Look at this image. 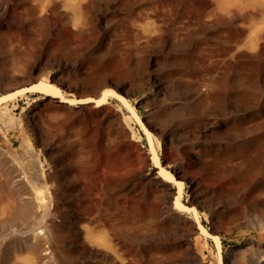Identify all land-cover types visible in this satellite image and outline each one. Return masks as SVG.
<instances>
[{"label":"rangeland","instance_id":"374dc122","mask_svg":"<svg viewBox=\"0 0 264 264\" xmlns=\"http://www.w3.org/2000/svg\"><path fill=\"white\" fill-rule=\"evenodd\" d=\"M245 1L247 5L256 2ZM206 3L210 0H183L180 9L183 10L184 4L200 9ZM144 5L147 9L154 7L151 2ZM30 6H35L37 11L44 8L48 14V29L43 36L33 27L34 20L27 16ZM255 12L254 19L239 26L238 60L217 57L219 50L234 43L230 39V23L224 27L211 24L193 27L188 36L178 34L180 20H177L164 26L159 36L151 37L152 41L140 53H131L125 64L124 60V63H119V56L105 45L93 44L89 49L82 44L85 42H77L61 29L52 11L51 0H0V18L6 22L0 26V96L27 88L39 80L51 81L59 70V60L73 65L83 61L88 69L94 61H104L106 65L110 61L108 66L112 70L121 69L120 75L128 86V92L123 95L130 106H123L112 97L106 105L119 114L129 140L137 143L149 158L142 168L134 151L115 148L112 128L94 111L97 108L94 103L91 104L92 112L74 103L72 112H59L55 117L49 116L45 108L50 101L51 105H59V97L52 99L45 94L34 93L27 98L1 104L0 264H59L45 228L48 219L63 225L64 217L59 211L63 206L80 216H103L96 224L81 222L83 235L77 247L79 252L85 247L113 254V243L106 236L108 227L104 218L114 220L117 228H121L119 223L126 219L127 209L100 211L105 197L93 184L98 186L113 177L120 186L110 191L108 198L125 201L139 193L145 197L144 205L149 206L152 203L149 189L164 183V187H173V202L178 187L173 182L166 183L168 179L164 181L159 171L162 168L173 173L174 164L167 157L170 154L194 168L201 182L200 195L191 182L184 180L181 202L196 208L199 224L220 237L221 247L218 251L215 243L200 233L191 212L177 209L180 216L193 224V232L174 229L166 215L155 227L150 223L157 219L152 218L144 232L146 251L138 258L141 261L138 264H226L224 260L231 256L232 264H264V141L258 145V155H252L256 162L246 166L241 162L242 155H236L234 146L228 145L240 140L238 134H224L220 126L212 125L213 121L225 120L227 114L224 109L231 102L223 94L217 104L199 109L193 98L196 99L198 94L197 84L214 76L230 78L232 86L238 82L234 77H239L240 81L249 72L250 76L263 73L264 78V54L259 53V45L264 46V14L260 10ZM153 26L152 18L145 19L140 23V31L145 36H153ZM254 28L260 31H252ZM252 32L255 36L247 38ZM218 64L221 69L216 70ZM63 72L66 82H70V89L58 84L62 96L78 99L71 80L74 71ZM157 81L164 85L161 93L157 92ZM89 82L86 81L84 87L88 91L92 88ZM257 82L261 83L263 79ZM252 86L253 89H264V83L262 86L255 81ZM86 125L94 132H86ZM144 127L151 132V138L144 132ZM205 131L207 134L212 132L216 142L230 148L224 151L215 144L199 147V141H204ZM52 149L54 154H51ZM197 149L202 152L196 154L194 151ZM190 154L197 155L200 164L190 160ZM155 156L161 160L160 166L156 165ZM171 206L175 207L174 204ZM238 214L229 231L224 232L217 227L218 218L226 219ZM181 242L187 244L178 247L176 244ZM167 243L175 244L179 251H173V246ZM91 259L94 264V258ZM74 261L85 264L82 258Z\"/></svg>","mask_w":264,"mask_h":264},{"label":"bare ground","instance_id":"6f19581e","mask_svg":"<svg viewBox=\"0 0 264 264\" xmlns=\"http://www.w3.org/2000/svg\"><path fill=\"white\" fill-rule=\"evenodd\" d=\"M148 2L154 4V7L152 9H147L145 7L144 3ZM182 3L183 0H51V8L57 18V23L60 25L61 29L66 31L73 39H75L77 42H85L82 44H85L89 49L92 48L93 44H98L99 46L105 45L107 49H112V51H114L119 56V63H124V60L125 64L127 62L126 59L130 58L131 53H140L143 48L152 41L151 37L159 36L158 33L162 31L164 26L176 23L177 20H180L178 22L179 25H177L178 34H186L188 36L191 35V28L193 27L197 28V26L207 24L217 26L220 25L224 27L225 24L230 23V30H232L230 39L231 42L234 43L228 44L227 47L225 46L224 48L219 50L217 57L225 60H238L240 59V56L238 55L239 48L237 47V43L241 37L239 26H241L243 22H249L254 19V16L256 15L255 11L257 10H260L261 13L264 14V0H256L255 3H250L248 5L247 1L245 0H210V3H206L205 6L200 9H193L192 7H188L186 4H184L185 7H183V10H181L180 6ZM30 7L27 9V16L34 20L33 27L37 30V33L43 36L48 29V14L45 10H43L44 8L37 11V8L35 6ZM148 18L153 19V36H145L140 31L141 21ZM5 24L6 22L0 18V26ZM259 24L261 25L260 22ZM259 26L257 24V27ZM255 28L252 31H254ZM258 30L256 29L255 32H257ZM255 32H252L250 37L247 38H251L252 35L255 34ZM168 35L170 36V34ZM258 44H256V46ZM259 48V53L263 55L264 46L259 45ZM207 53L208 52H206L205 54ZM58 63L59 70L53 76L51 81L39 80L37 83L27 88H22L13 92L6 93L0 96V105L15 101L17 99L27 98L29 94L41 93L45 94L46 97L52 99H58V97L60 98L59 105H51L52 102L50 101L49 104L46 105L47 108H45V112H49V116L55 117L59 112L63 114L72 112L73 110L71 109V106L74 103L80 104L84 106L86 110L92 112L91 104L94 103L97 105V108L94 109V111H96L97 114H100L102 116V119L105 120L112 128L114 134V147H121L125 151H134L137 157V161L142 166V168H144V166L149 161L148 156L141 150L137 143H133L129 140L128 132L123 125L119 114L106 105V103H108V100L112 97L123 106H130L128 99L123 95V93L128 92V86L125 79H123L122 75H120L121 69H119V71L114 69L112 70V68L108 66V63L106 65L104 61L103 63L94 61L89 69L85 67L83 61L80 64H75L74 62V65L71 64V62H64L63 60H59ZM216 67V70L221 69L219 64ZM69 69L74 71L72 72L74 78H71V80H73V89L74 92L78 94V99L65 98L64 96H62V90L58 86L59 84L62 86V88L63 86H65L69 87L70 89V82H66V77L63 76V71ZM248 74L243 75V77L240 78V81L239 77H234V81L238 80V82H236L234 86H232L231 79L225 77L217 78L214 76L212 77V79H209V81L199 82V84H197V86H199V90L198 94L196 95V99L195 97H193L195 104L199 109L203 108L204 106L217 104L220 101L221 95L223 94L226 96L229 102H231L230 104L228 103V106H226V109H224L228 117L226 115V118L224 117L225 120L222 118L223 121L221 119L220 121H213L212 125L220 126V129L224 130V134L230 135L234 134V132L238 134V139L240 140L228 145L234 146V149H236V155H242L241 162H243V164H245L246 166H250L252 163L256 162V157H253L252 155H258V145L261 141H264V89H253L252 86L255 81L256 84H260L263 86V73H254L253 76H250ZM201 75L199 77H201ZM262 79L263 82H257ZM89 80L92 88L88 91V88L84 89V87L85 82ZM55 81L57 83H55ZM156 88L158 90L157 92L161 93V91L164 90V85L162 84V82L157 81ZM189 106L190 105H188V107ZM39 109H41V107H39ZM56 125L58 126V123ZM85 129L88 133L94 132V130L90 126L86 125ZM144 132L148 137H152L151 132L146 127H144ZM206 132L208 131H205V134L203 135L204 141H199L198 143L199 147H210L211 145L215 144L219 148H223L224 151H227L228 148H230L227 145H224L222 142H216L217 140H215L212 132H210L209 134H207ZM200 150L201 149H197V151L194 152H196V154H199L200 152H202ZM53 151L54 150L52 149L51 154H54ZM171 155L172 154L167 155V157H170L171 161L174 164L173 173H169L162 168H160L161 170L159 171L161 174H163L164 181L165 179H168V182L166 183L173 182L178 187L175 201L173 202H171V198L174 193L173 187H164V183L162 185L159 184L149 189L148 195L152 198V203L149 206L144 205L143 200L145 199V197L139 193H134L131 200L125 201L108 198L110 191L116 190L120 186L113 177H110L109 179H106L105 181L99 183L98 186L97 184H93L95 189L100 190L105 197V200H103V203L101 204L102 210L100 211L103 212L107 209L118 210L120 209V207L127 209L126 219L119 223L121 228H117V222H114V220L112 221L108 217H105L106 219L104 218V221L108 227L106 236L110 238L113 243V254L93 251L85 247L82 248V252H79L77 250L82 234L80 228L81 222L88 221L89 224H96L102 219V214H100L99 218L88 217L87 215L80 216L79 213L74 214L71 210H69L67 206H63L59 210L60 214L64 217L63 225H57L55 221H53L52 219H48L45 229L55 255L59 260V264H78L74 261L75 258L85 259V264H92L93 262L91 258H94V264H138L141 262L138 258L142 257L146 251V245L143 243L144 232L149 222L152 221V218L155 217L157 219L150 223L154 224L153 226L155 227L159 226L158 221H163V218L161 217L166 215L167 219L170 221L171 226L174 229L193 232V224L177 213L179 209L189 211L194 215V223L197 225V229L200 231V233L209 237L215 243L216 248L219 251L221 247L220 237L217 234L209 233L206 228L199 224V213L194 206H185L181 202V189L183 185L182 182L184 180H188L189 182H191L194 185V189L197 191L196 193L200 195V180L198 179L197 174H195L194 168L190 166L188 162L180 161L179 159ZM188 158L190 160L194 159L196 162L200 161L197 155L193 156L190 154ZM154 160L156 165L160 166L161 160L156 156L154 157ZM197 163L200 164V162ZM202 165L205 164L203 163ZM55 181H57V179H55ZM81 194L86 195L85 192H82ZM173 204L175 205V207L171 206ZM239 214L232 215L231 217L226 219L221 217V219L218 218L217 227L222 229L224 232L229 231L232 225H234V221H236V218L239 216ZM128 225L129 229L127 228ZM188 241L186 242L188 243ZM187 243L181 242V244L176 245L178 247H182L184 246L183 244ZM167 245L173 246V251H179L176 249L175 244L167 243ZM232 257L233 256H231V258ZM231 258H226L224 260L225 263L232 264L233 261L231 260Z\"/></svg>","mask_w":264,"mask_h":264}]
</instances>
